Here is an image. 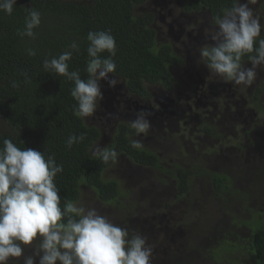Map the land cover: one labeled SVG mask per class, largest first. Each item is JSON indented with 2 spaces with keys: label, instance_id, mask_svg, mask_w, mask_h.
I'll return each instance as SVG.
<instances>
[{
  "label": "trees",
  "instance_id": "trees-1",
  "mask_svg": "<svg viewBox=\"0 0 264 264\" xmlns=\"http://www.w3.org/2000/svg\"><path fill=\"white\" fill-rule=\"evenodd\" d=\"M145 1L16 0L11 15L0 11V147L7 138L21 149L32 148L43 152L46 157L55 154L57 164L63 165V171L57 174L54 181L59 189L62 208L65 201L75 202L79 199L80 185L92 189L101 202L115 201L121 194L119 182L115 178L105 179L104 173L120 160L119 156L143 167L164 170L156 152L143 146H132L134 131L126 121L118 120L112 127L110 141L102 144L103 147L114 149L117 159L104 163L94 158L90 149L102 138V130L73 114L76 102L70 92L74 82L43 69L44 59L58 57L69 50L67 46L72 41H76L80 52L74 53L68 62L69 70L78 69L81 78L87 79V34L89 31L110 30L117 49L114 57L117 68L111 74L123 80L126 91L134 96L135 101L151 99L148 85L159 84L166 90L176 89L180 83L171 68L179 66L183 60L169 43L155 38L152 14H133L134 7ZM232 3L233 0H183L182 8L186 12H199L204 8L215 24L216 17L222 16V10L230 8ZM30 8L41 13V24L34 29L35 39L18 34V30L25 26V17ZM260 9L264 20V0H261ZM261 37L264 38V34ZM254 47H258V42ZM29 48L36 51L35 56L28 55ZM102 55L106 57L108 53ZM245 60H249L248 55L242 57V62ZM23 73H27L29 82L25 83ZM12 82H16L19 87H13ZM263 91L264 77L254 87L250 97L252 105L257 104ZM213 130L207 126L206 132ZM81 133H85L86 138L74 143L71 149L67 148L69 136H79ZM194 174L208 180L213 192L222 200L226 213L232 218L231 223L227 218V233L236 232L231 230L233 226L248 232V237L242 239L241 253L229 238L225 250L216 252L211 249L203 253L201 264H241L242 261L245 264H264V206L254 205L252 193L235 182L230 174L202 167L191 172L179 167L173 185L183 197L192 187L191 177ZM149 205L148 209L152 211L155 206ZM235 205L242 207L243 212L239 213ZM251 209L258 213L253 216V213L247 212H252ZM237 212L243 217H239ZM128 213L131 214V211ZM225 234H216L215 240L218 235ZM184 264H193V259Z\"/></svg>",
  "mask_w": 264,
  "mask_h": 264
},
{
  "label": "rangeland",
  "instance_id": "rangeland-1",
  "mask_svg": "<svg viewBox=\"0 0 264 264\" xmlns=\"http://www.w3.org/2000/svg\"><path fill=\"white\" fill-rule=\"evenodd\" d=\"M260 1L249 5L257 16H260ZM182 2L183 0H146L134 7L133 14H152V26L156 29L160 41L172 43L173 47L177 48L176 54L186 59L180 70H176L179 73L178 79L186 88L177 87L171 94V97H176L174 104L185 105L187 108L183 106V111L186 112H176L170 117H163L165 112L156 117V112H148L144 102L135 101L134 96L125 91L121 78L109 73V78L117 79L118 83L115 87H109L107 81L102 79L99 82L103 99L94 115L85 121L97 125L102 130L103 136L96 142V146L103 147L102 144L111 139L112 116L117 115L118 120L130 124L138 112L143 110L150 113L147 117L151 124L148 133L134 135L132 139L156 152L164 170L143 167L130 162L124 156H119L120 160L104 173L105 179L115 178L119 182L121 194L118 198L110 203L101 202L92 189L80 185L81 195L75 201L85 208H95L100 215L107 217L114 224L128 229L130 235L140 234L145 237L147 245L152 248L150 264H184L191 259L193 264H201L203 253L207 250L210 252L211 249L216 252L225 250V243L229 238L235 242V249L241 253L242 239L248 237L247 230L241 227H230L236 232L227 233V222L231 223L232 218L226 213L222 200L211 189L209 181L204 180L202 176L194 174L195 176L191 177L192 187L183 197L173 185L179 167L190 172L196 171L198 167L222 170L252 193L254 205L264 206V91L254 105L240 97L239 101H235L237 105L232 106V111L229 108L221 109V112L209 117L187 114L190 107L186 99L194 96L189 90L195 88L199 79L196 73L208 69L200 59L199 49L205 44L215 43L211 39V33L218 26L204 11L201 14H186ZM240 2L246 3L247 0ZM261 24L263 25L262 20ZM263 34L264 28L261 31V35ZM242 63L245 67H251L249 60ZM187 73H191V76H187ZM256 73L253 83L249 86L251 97L254 87L258 86L264 77V65L258 66ZM219 79L221 80L220 77ZM149 88L155 92L151 100L154 110L162 111L163 106L168 109L172 102L163 105L164 97L160 88ZM187 93L191 96H187ZM197 99L198 97L195 98ZM204 104L205 101L200 96L197 107L199 114L202 110L204 112ZM180 114L185 118H181ZM177 121H180V125H177ZM182 124H185L187 129L183 130ZM204 126L213 127V133L206 132ZM249 130L254 131L248 132ZM148 203L149 206H155L152 211L148 209ZM235 207L239 213L243 212L242 207ZM251 210L252 212H247L253 213V216L258 213L254 209ZM130 211L131 214L128 213ZM239 217L242 218L243 215L239 214ZM219 233L226 234L218 235L215 240L216 234ZM38 244L39 239L34 240L32 245L25 246L22 257L12 258L8 264H23L24 256L33 255ZM209 259L211 263L210 255ZM36 264H39V257H36ZM241 264L245 263L242 261Z\"/></svg>",
  "mask_w": 264,
  "mask_h": 264
},
{
  "label": "clouds",
  "instance_id": "clouds-1",
  "mask_svg": "<svg viewBox=\"0 0 264 264\" xmlns=\"http://www.w3.org/2000/svg\"><path fill=\"white\" fill-rule=\"evenodd\" d=\"M256 3L257 0L246 3L233 0L232 6L216 17L218 28L211 33L215 43L199 49L207 70L237 86H250L257 75L256 68L264 65L261 1L260 16L249 7ZM14 5L16 0H0V11L11 15ZM40 24L41 13L30 8L25 26L18 34L35 39L34 29ZM86 39L87 79L81 78L78 69L69 70L68 62L74 53L80 52L76 41H72L67 46L69 50L58 57L43 61L45 72L74 82L70 92L76 102L73 114L84 121L94 115L103 99L99 82L103 79L109 87L118 83L117 79L109 78V73H115L117 68L114 60L116 41L110 30L89 31ZM257 42L258 47H254ZM27 52L30 56L36 55L32 48ZM105 52L108 53L106 57L102 55ZM245 55H248L251 67L242 63ZM23 75L25 83L29 82L27 73ZM12 86L19 87L16 82H12ZM149 115L142 110L130 122L136 136L146 135L150 130ZM85 138V133L70 135L66 146L71 149L74 143ZM132 146L140 147V141L134 139ZM90 150L94 158L104 163L117 159L114 149L98 145ZM62 171L63 165L57 164L55 154L46 157L41 151L19 148L11 139L3 140L0 147V264L22 257L25 246L32 245L37 239L39 244L35 252L24 256L23 264H36V257H39V264H57L58 261L59 264H150L152 248L142 235H130L128 229L114 224L95 208H85L72 201H65L63 208L60 206L61 197L54 181Z\"/></svg>",
  "mask_w": 264,
  "mask_h": 264
},
{
  "label": "flooded vegetation",
  "instance_id": "flooded-vegetation-1",
  "mask_svg": "<svg viewBox=\"0 0 264 264\" xmlns=\"http://www.w3.org/2000/svg\"><path fill=\"white\" fill-rule=\"evenodd\" d=\"M205 9L201 8V11H189L191 14H196L199 13L201 14ZM189 12H185L186 14H188ZM206 12L207 15H209L208 11H204ZM210 16V15H209ZM211 17V16H210ZM154 19V16H153ZM212 20V19H211ZM194 31V29H193ZM187 34H189V32H187ZM155 38L160 40L159 35L157 34V31L155 29ZM200 36H198L199 38ZM194 39V38H193ZM169 44L171 45V47L173 48L174 51H177V48L173 47V44L169 42ZM199 55V54H198ZM184 58V57H183ZM182 63L179 66H173L171 68V72L174 75V77L179 81L180 86L179 88L181 89H185L186 86L178 79V72H176L177 69L180 70V68L182 67V65L186 62V59H182ZM206 66V65H205ZM184 69V67H183ZM184 72H187L186 70H184ZM190 74V75H189ZM187 73V76H191V73ZM196 75L199 77L197 84H195V88H191L189 91L192 92L194 94V96L198 97L197 100H195L196 97L191 96L190 93H187V96H191L190 98H187V102L189 103V111L187 112L188 115H195V116H202V117H209V115H216L219 112H221V109H225V108H229L232 111V107L233 105H237V102L235 101H239L240 97L244 98L245 102H250V97H251V92H250V87L249 86H245V87H239L235 84H229L228 82L223 81L222 79L220 80L218 76H216L215 74L211 73L209 70H205L202 72L199 71L196 73ZM210 76H212V79H210ZM214 78V79H213ZM197 85V86H196ZM151 86H158L160 88V90L163 93V97H164V104H167L168 102H172L170 104V107L168 109H164L163 106V110L159 111V110H154V106H151V100L153 99L155 92L153 90H151L149 87ZM149 91H151V99L147 100L144 102V105L146 106L145 108L148 110V112H156V117L157 115H162L163 113H165L163 115V117H170L173 114H175L176 112H186L183 111V106L185 105H181L180 103L174 104L176 101V97H171L172 92L176 91V89L174 90H166L164 89L161 85L159 84H154V85H148ZM248 92V94L246 93ZM197 94H200V96L203 98V100L205 101L204 104V112L202 110V113L199 114V109L197 108L199 105L198 103L200 102V96H197ZM227 97V98H226ZM249 97V98H248ZM226 98V99H225ZM250 108H252L251 106H249ZM185 108H187L185 106ZM216 111V112H213ZM181 118H185L184 115H181ZM110 122H112L110 125L115 126V124L118 122L117 119V115H114L110 118ZM177 125H180V121L176 122ZM109 125V126H110ZM111 127V126H110ZM183 130L187 129V127L185 126V124H182ZM212 130L214 129L213 127L209 126ZM205 131L207 129V126H204ZM113 129V128H111ZM210 133H213L210 132ZM135 133H133V136H131L132 138H134Z\"/></svg>",
  "mask_w": 264,
  "mask_h": 264
}]
</instances>
